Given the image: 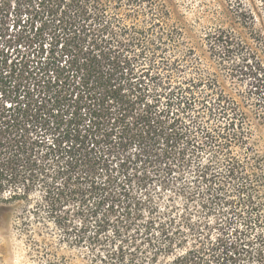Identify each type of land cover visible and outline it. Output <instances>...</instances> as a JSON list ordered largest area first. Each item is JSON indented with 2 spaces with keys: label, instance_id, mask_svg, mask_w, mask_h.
<instances>
[{
  "label": "trees",
  "instance_id": "1",
  "mask_svg": "<svg viewBox=\"0 0 264 264\" xmlns=\"http://www.w3.org/2000/svg\"><path fill=\"white\" fill-rule=\"evenodd\" d=\"M238 18L205 61L162 0H0V210L41 194L91 264H264V31Z\"/></svg>",
  "mask_w": 264,
  "mask_h": 264
},
{
  "label": "rangeland",
  "instance_id": "2",
  "mask_svg": "<svg viewBox=\"0 0 264 264\" xmlns=\"http://www.w3.org/2000/svg\"><path fill=\"white\" fill-rule=\"evenodd\" d=\"M162 1L170 10L173 21L183 29L188 43L205 61L208 49L204 37L208 32L225 28L248 37L239 25L242 8L255 14L257 29L264 31V0ZM259 56L264 64V49L259 50ZM218 73L235 99L240 92L247 90V84L237 83L225 71L218 69ZM255 134L264 154V125L256 124ZM69 215L63 214L62 218L75 220ZM56 219L39 193L27 200L13 201L1 209L0 264H91L87 251L71 244L66 228L58 226Z\"/></svg>",
  "mask_w": 264,
  "mask_h": 264
}]
</instances>
